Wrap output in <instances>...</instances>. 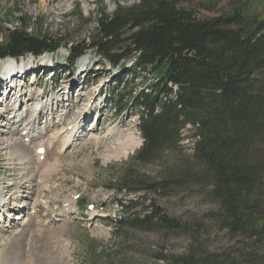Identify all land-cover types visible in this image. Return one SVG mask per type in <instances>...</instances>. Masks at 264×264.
I'll return each instance as SVG.
<instances>
[{
    "label": "rangeland",
    "instance_id": "obj_1",
    "mask_svg": "<svg viewBox=\"0 0 264 264\" xmlns=\"http://www.w3.org/2000/svg\"><path fill=\"white\" fill-rule=\"evenodd\" d=\"M139 2L0 0V43L7 31L22 27L29 34L62 42L56 54L46 56L44 62L31 58L37 65L31 63L18 74L26 97L18 119L12 115L13 108L0 99V195L4 198L0 204V264H169L173 257L186 254L237 257L243 240L214 220L211 213L217 211V204L205 187L189 190L191 185L186 184L148 194L173 223L177 221L175 226L186 225V230H143L116 223L124 217L141 216L140 210L124 214L119 205L138 197L144 202L143 194H134L132 187L158 185L166 174L187 166L183 159L192 163L198 140L195 128L187 126L181 148L158 155L150 165L132 160L139 146L126 153L115 152L122 139L135 136L142 141L139 110L132 99L152 78L133 72L132 63L116 71L92 51L85 55L86 68L72 71L66 63L68 46L90 43L101 13L113 14L119 6ZM183 2L206 17L227 15L246 2L250 16L264 17V0ZM21 19L27 24L21 26ZM86 64L79 62L81 67ZM4 83L0 78V86ZM27 125L31 133L25 138L22 130ZM23 144L29 155L25 166L12 154L15 145ZM38 147L46 149L45 159L37 155ZM128 177L139 182L129 184ZM83 203L86 208L81 211ZM16 243L18 252L14 251Z\"/></svg>",
    "mask_w": 264,
    "mask_h": 264
},
{
    "label": "trees",
    "instance_id": "obj_2",
    "mask_svg": "<svg viewBox=\"0 0 264 264\" xmlns=\"http://www.w3.org/2000/svg\"><path fill=\"white\" fill-rule=\"evenodd\" d=\"M184 4L140 0L132 7L119 6L96 19L90 43L70 47L71 66L91 49L113 68L132 61L133 72L152 78L132 99L145 139L135 156L137 164L150 165L158 155L181 148L187 126L195 128L198 139L192 163L183 159L187 166L166 174L158 185L129 189L143 194L144 202L138 197L119 205L124 213L140 210L141 216L116 223L143 230H186V225L175 226L148 194L186 184L189 190L205 187L217 204L214 220L243 240L238 261L216 253L202 258L186 254L169 264H264V17L250 16L246 2L218 17L202 16ZM61 46V41L22 27L7 31L0 59L41 56Z\"/></svg>",
    "mask_w": 264,
    "mask_h": 264
},
{
    "label": "bare ground",
    "instance_id": "obj_3",
    "mask_svg": "<svg viewBox=\"0 0 264 264\" xmlns=\"http://www.w3.org/2000/svg\"><path fill=\"white\" fill-rule=\"evenodd\" d=\"M31 61H32V59H29V60H20V61H15V60H12V59H6V60H2V61H0V67L2 68V69H4V70H7V72H9L10 71V69L12 68V67H15V66H19L20 67V65L22 66V65H27V64H29V63H31ZM81 63H83V64H86L87 63V56H84L82 59H81ZM85 67V66H84ZM29 72V71H28ZM0 73H3V70L0 72ZM25 74V73H24ZM7 81V80H6ZM5 81V82H6ZM75 83H77V81L75 82ZM6 85H8L7 84V82L6 83H4V86L6 87ZM9 87V86H8ZM21 99H22V97L20 98V101H21ZM19 101V102H20ZM70 101V100H69ZM6 102V101H5ZM9 102H13V105L15 106V105H17L18 104V102L16 101V99H14L13 101H12V99H11V101H9ZM6 103H8V101L6 102ZM21 103V102H20ZM40 109V108H39ZM22 109H16V108H13L12 109V115H14L15 114V117L18 115V113L21 111ZM45 111V110H44ZM86 112V111H85ZM10 113V112H9ZM20 114V113H19ZM11 115V116H12ZM3 117L2 116H0V119H2ZM14 118V117H13ZM19 118V116H17V118L16 119H18ZM21 122V121H20ZM17 123V122H16ZM16 125H18V124H16ZM28 126V125H27ZM13 131H15V129H13ZM23 131V130H22ZM69 136V135H68ZM69 139V138H68ZM141 145V141L140 140H138L135 136L132 138V139H126V140H121V142H120V148H118L115 152H117V151H119V152H121V151H125V153L126 152H128L129 150H131V149H133V148H135V146H140ZM24 147H26L24 144H23V147H21V146H18V145H15V148H13V149H15V152L14 153H12L15 157H16V159L20 162V164L22 165V166H25V164L27 163V160H28V157H29V155H28V150L26 151V149L24 148ZM114 152V153H115ZM18 164V163H17ZM20 164H18V165H20ZM20 167V166H19ZM18 169V168H17ZM26 169V168H25ZM8 187H6V190L8 191ZM3 197L0 195V204L3 202ZM14 248L17 250V248H18V243H16L15 244V246H14ZM19 249V248H18ZM16 250H14L15 252H18V250L16 251ZM17 262V261H16Z\"/></svg>",
    "mask_w": 264,
    "mask_h": 264
},
{
    "label": "water",
    "instance_id": "obj_4",
    "mask_svg": "<svg viewBox=\"0 0 264 264\" xmlns=\"http://www.w3.org/2000/svg\"><path fill=\"white\" fill-rule=\"evenodd\" d=\"M177 224V221H174V225Z\"/></svg>",
    "mask_w": 264,
    "mask_h": 264
}]
</instances>
